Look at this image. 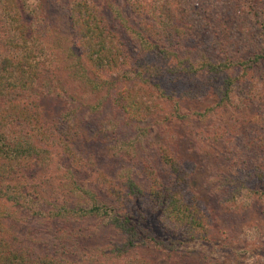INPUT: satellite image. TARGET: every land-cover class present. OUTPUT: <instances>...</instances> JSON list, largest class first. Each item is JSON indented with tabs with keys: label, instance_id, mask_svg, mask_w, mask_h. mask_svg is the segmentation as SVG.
<instances>
[{
	"label": "trees",
	"instance_id": "16d2710c",
	"mask_svg": "<svg viewBox=\"0 0 264 264\" xmlns=\"http://www.w3.org/2000/svg\"><path fill=\"white\" fill-rule=\"evenodd\" d=\"M101 1L67 0L59 20L67 29L59 31L50 17L55 11L45 10L42 0H0V264L79 263L81 258L77 254L85 252L76 230L71 232L65 228L62 236L56 234L55 242L53 238L50 241L41 238L36 230L22 236L26 233L18 231L19 220L36 216L44 219L45 224L59 219L85 222L91 218L95 225L113 229L123 237L119 245L112 248L114 258L124 257V264H150L144 257L131 254L135 248L154 249L150 247L166 252L170 247L173 250L188 248L202 253L211 264L227 263L229 259L217 258L212 251H207V245L217 239L216 231L211 230V218L192 204L199 194L188 191L187 173L176 168L174 161L170 162L172 157L157 155L162 169L169 170L167 178L150 170L139 181L136 168L114 164L110 175L96 170L88 185L76 181L67 160H62L67 180L61 190L49 187L45 193L40 186L38 173L49 172L53 162L56 166L58 147L64 148L76 168H83L82 158L71 154L70 150L73 140L77 139L74 137L78 136L76 127L78 129L84 119H76L75 110L63 104L62 126L55 130L54 124L44 120L39 103L41 96L55 95L58 87L62 89L60 94H68L65 79L80 80L84 85L88 82L89 89L95 92L104 84L107 86L106 94L92 107L98 110L102 102L109 100L121 114L122 120L107 122L105 130L114 135H110V145L115 147L111 149L108 145L109 151L126 155L134 142H150L145 128L137 123L162 110V100L169 96L163 86L167 79L221 76L215 79L212 88L203 80L189 89L193 94L181 92L187 101L203 97L213 100L202 111H190L203 119L206 112L211 113L216 108L238 109L244 102L243 98H237V91H252L242 76L256 65L264 69V41L245 59L209 60L202 50L195 53L188 48L187 40L192 38L193 31V9L188 0ZM103 6L107 8L105 13ZM122 6L130 18L124 14ZM68 26L77 42H74L76 50L63 43L68 37ZM55 32L52 40L51 34ZM87 67L116 77L104 79L95 74L91 78ZM113 82L119 86L108 94V86ZM79 86L82 93L83 87ZM197 86L201 88L198 90ZM69 98L72 100L71 96ZM177 109L174 102L171 115L178 120L188 118L190 112L182 113ZM217 137L212 134L210 139L215 141L222 135ZM261 144L263 142H257L254 146L264 152ZM48 180L44 175V181ZM244 190L245 198L264 194L260 188ZM236 200L237 195L229 191L224 203L237 210ZM129 201L135 207H131L134 214L124 205ZM143 204L154 208H147L145 212ZM15 206L21 208L19 212L25 211L23 216L16 215ZM163 219L172 223L171 230H179L187 238L184 240L179 233L172 239L175 236L172 232L163 237L159 231L165 226Z\"/></svg>",
	"mask_w": 264,
	"mask_h": 264
},
{
	"label": "rangeland",
	"instance_id": "374dc122",
	"mask_svg": "<svg viewBox=\"0 0 264 264\" xmlns=\"http://www.w3.org/2000/svg\"><path fill=\"white\" fill-rule=\"evenodd\" d=\"M66 1L42 0L45 10L55 11L50 17L59 31L67 29L65 23L62 25L59 21L62 16L60 12L66 9ZM188 1L193 9L191 16L193 31L192 38L187 40V46L193 52H198L200 49L209 60L245 59L251 52H256L257 46L264 41V0ZM103 7L105 13L107 8ZM122 10L130 18L125 6H122ZM66 33L68 37L63 39L64 45L70 44L76 50L74 43L76 40L69 26ZM55 34L56 32L51 34L52 40ZM87 69L91 78L95 74L98 78L104 79L116 77L115 74L97 73L90 67ZM219 77L221 76H214V78L211 75L180 76L172 80L167 79L163 86L169 96L162 100V110L157 115L151 118L146 117L137 123L145 128L150 142H134L126 155L120 153L114 155L109 151L112 139L110 135H114L109 130H105L107 122L122 120L121 114L108 103L109 100L100 103L101 107L98 110L92 107L97 99L106 94L107 86L104 84L102 89L95 92L89 89L88 82L86 86L79 82L80 80L65 79L69 96L66 93L60 94L62 89L58 87L54 91L55 95L41 96L39 103L42 116L46 118L44 120L54 124L55 130L62 126L60 116L63 104L75 110L76 119L80 117L84 119L81 126L78 129L76 127L75 135L77 133L78 136L74 137L77 139L73 140L72 150H70L71 154L76 153L82 158L83 168L78 166L76 168V163L67 156L64 148L58 147L56 151L59 156L55 157L56 166L53 162L49 172L38 173L42 190L45 193L49 187L61 190L62 185L66 184L64 169L66 165L63 166L62 160H67L66 163L72 171L73 178L84 185L91 183L96 170L110 175L114 164L122 166L127 164L136 168L135 172L139 181L146 177L145 172L150 170L167 178L169 170H163L157 159V155L162 153L167 158L172 157L170 162L174 161L176 168H181L187 173L188 191L199 194L195 196L192 204L198 206L201 213L211 218L210 223L213 224L211 230L216 231L217 236V239L214 238L206 249L208 252L212 251L217 258L223 256L229 259L227 263L218 264H264V194L248 196V198L243 196L246 192L244 188L248 187L260 188L264 193V152L254 146L257 142H263L261 146L264 149V69L256 65L255 68L247 69L242 76V79L250 84L249 88L252 91L247 89L237 91V98H243L242 102H244L238 109L216 108L211 113L206 112L203 119L194 115L190 112L191 110L202 111L204 106L211 104L213 100L203 97L205 100L201 98L187 101L181 92L190 91L193 94L192 85L203 80L212 88L216 84L215 79ZM79 85L83 87L82 93H80ZM116 86H119L118 83H110L108 94H111ZM197 88L199 90L201 87L197 86ZM84 91L86 95L83 94ZM174 102L179 112H190L188 118L178 120L171 115ZM212 134L216 138L222 135V138L212 141L210 139ZM95 164H100L101 167L98 166V168ZM44 175L49 177L47 182L44 181ZM229 191L237 195L235 202L239 204L237 210L227 207L224 203V198ZM186 195L188 197L189 193L187 192ZM106 198L110 199L108 195ZM124 205L130 207H128L130 214H134L135 207L131 201L125 202ZM14 208L18 217L25 213V211L19 212L21 208L16 206ZM147 208H154V206L143 204L145 212ZM151 217L157 223L152 213ZM68 221L59 219L45 224L44 219L36 216L28 217L26 221L19 220L17 225L18 231L26 233L22 236H27L32 230H36L41 233V238L49 241L53 238L54 242L57 241L56 234L62 236L61 232L65 228L71 229V232L76 230L80 233L85 252L83 254L80 251V255L77 254V257L81 258L77 264L125 263L124 257L114 258L115 251L112 250L122 240L121 234H116L109 227L95 225V220L91 218L85 222ZM164 225L162 229H159L163 237H167L168 233L172 232L175 234L172 239H175L179 233H182L176 229L171 230L172 223L166 220ZM158 226L157 223V229ZM179 236H182L184 240L187 238L184 233ZM185 245H187L186 242ZM150 248L154 249L135 248L131 254L133 253L134 257H144L150 264H211L202 253L198 254L188 248L173 250V247H170L168 252L157 247Z\"/></svg>",
	"mask_w": 264,
	"mask_h": 264
}]
</instances>
